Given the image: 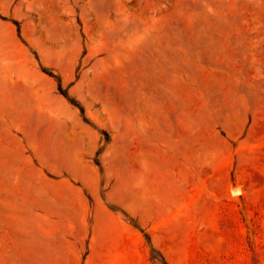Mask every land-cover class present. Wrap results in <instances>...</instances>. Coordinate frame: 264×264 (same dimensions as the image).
Here are the masks:
<instances>
[{
    "label": "rangeland",
    "instance_id": "obj_1",
    "mask_svg": "<svg viewBox=\"0 0 264 264\" xmlns=\"http://www.w3.org/2000/svg\"><path fill=\"white\" fill-rule=\"evenodd\" d=\"M160 253L264 264V0H0V264Z\"/></svg>",
    "mask_w": 264,
    "mask_h": 264
},
{
    "label": "trees",
    "instance_id": "obj_2",
    "mask_svg": "<svg viewBox=\"0 0 264 264\" xmlns=\"http://www.w3.org/2000/svg\"><path fill=\"white\" fill-rule=\"evenodd\" d=\"M61 86H62V85H60V88H61ZM82 110H83V112H84V108H83V107H82ZM136 226L139 227L143 232H145V236H146L148 242L150 243L152 250H153V251H156V248H155L154 245L152 244L151 235H150L147 231H145V229H142V227H141L140 225H136ZM160 256H161L160 264H169L168 260L166 259V257H165L162 253H160ZM152 258H153V259H156L155 256H152Z\"/></svg>",
    "mask_w": 264,
    "mask_h": 264
}]
</instances>
